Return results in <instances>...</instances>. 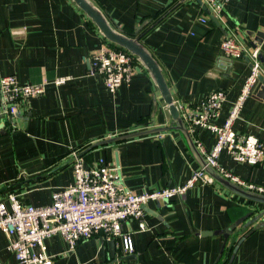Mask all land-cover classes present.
<instances>
[{
  "label": "crops",
  "instance_id": "obj_1",
  "mask_svg": "<svg viewBox=\"0 0 264 264\" xmlns=\"http://www.w3.org/2000/svg\"><path fill=\"white\" fill-rule=\"evenodd\" d=\"M91 1L114 27L135 33L146 22L137 35L161 14L142 41L159 63L173 103L198 106L223 89L226 101L217 124L249 72L245 58L221 54L224 37L236 34L246 46L260 44L264 69V0H230L221 20L198 0ZM104 43L110 44L71 0H0V77L44 85L41 96L22 99L10 117L0 96V201L12 193L34 206L49 205L52 191L73 180L72 151L87 165L103 159L135 193L181 185L203 165L193 141L208 150L214 135L204 129L188 135L184 124L179 129L137 61L132 79L114 93L92 73L93 54ZM58 78L66 80L56 84ZM233 129L264 142V80L253 87ZM160 132L161 141L152 138ZM219 161L264 187V160L239 164L223 153ZM144 212L146 230L136 221L122 224L132 238V253L102 235L67 251L55 235L45 242L52 264H264V203L217 181L195 186L181 200L150 202ZM232 226L225 242L223 234ZM209 231L218 233L202 235ZM0 264H17L2 232Z\"/></svg>",
  "mask_w": 264,
  "mask_h": 264
},
{
  "label": "built area",
  "instance_id": "obj_2",
  "mask_svg": "<svg viewBox=\"0 0 264 264\" xmlns=\"http://www.w3.org/2000/svg\"><path fill=\"white\" fill-rule=\"evenodd\" d=\"M199 1L214 18L221 20L223 7L230 0ZM220 52L228 58H245L249 63L248 75L224 121L221 124L215 122L226 101L223 89L211 92L198 106L173 103L188 135L194 134L196 129H204L215 137L214 144L208 150L198 140L193 141L203 157V165L192 170L181 185L135 193L119 182L115 170L103 159L87 165L83 155L72 151L69 157L73 180L66 187L52 191L49 205L34 206L21 201L18 195L12 193L0 201V232L7 237L8 249L17 264H52L45 242L55 235L63 238L67 251H74L81 241L102 235L106 240L120 243L124 252L132 253V238L122 231V224L136 221L139 230H146L144 207L148 203H160L173 198L181 200L195 186L214 184L215 179L208 170L246 191L264 196V187L239 178L219 161L223 153L239 164L254 166L264 160V142L233 129L253 87L260 79L264 80L260 44L246 46L236 34H229L221 41ZM135 62L128 52L104 43L93 54L92 73L102 79L108 92L114 93L123 83L132 79ZM65 80L58 78L55 83L61 84ZM43 93V84H19L13 75L0 77V96L5 104L4 114L8 117L16 113L22 99L41 96ZM163 137L162 132L152 135L156 141H161Z\"/></svg>",
  "mask_w": 264,
  "mask_h": 264
},
{
  "label": "water",
  "instance_id": "obj_3",
  "mask_svg": "<svg viewBox=\"0 0 264 264\" xmlns=\"http://www.w3.org/2000/svg\"><path fill=\"white\" fill-rule=\"evenodd\" d=\"M71 1L79 10H81L90 19V21L95 25V27L101 34V36H103L109 43L118 46L124 49L129 54L133 55L139 66L147 70L153 83L158 88L160 95L164 103L166 104L171 117L177 122L178 128L183 129L182 120L179 116L176 107L173 104L171 92L163 77L159 63L153 57L147 47L139 41V37L136 36V34L141 30V28L146 24V22H143L142 25L135 30L134 36H127L120 32L118 29H115L113 26H111L101 9L97 5H95L91 0ZM198 2L201 3L199 0ZM202 7L203 9H206L204 5ZM137 69H139V67ZM208 171L213 176L215 181L225 185L226 187L234 190L236 193H239L246 198L264 203V196L243 190L235 184L217 175L213 171ZM232 229H234V226H232L231 229H228L223 234L225 242L227 241L229 233ZM217 233V231L214 233L209 231L203 232L202 235H210Z\"/></svg>",
  "mask_w": 264,
  "mask_h": 264
},
{
  "label": "trees",
  "instance_id": "obj_4",
  "mask_svg": "<svg viewBox=\"0 0 264 264\" xmlns=\"http://www.w3.org/2000/svg\"><path fill=\"white\" fill-rule=\"evenodd\" d=\"M158 14H160V13H158ZM160 17H162L161 16V14H160V16L157 18V19H153V21H152V25L150 26V27H146L145 29H144V31H142L140 34H136L138 37H139V41L141 42V43H143V41H142V39H143V37L156 25L155 24V22H157L158 20H159V18ZM158 22H160V21H158ZM157 22V23H158ZM112 26V25H111ZM114 27V26H113ZM115 29H118L120 32H122L123 34H125V35H127V36H134L135 34L134 33H132L131 31H129V30H127V29H125V28H119V27H114ZM150 28V29H149ZM144 44V43H143ZM110 45L111 46H114V47H116L117 49H120V50H123V51H125L124 49H122V48H120V47H118V46H115V45H113V44H111L110 43ZM133 56V55H132ZM134 57V56H133ZM134 59H135V57H134ZM136 60V59H135Z\"/></svg>",
  "mask_w": 264,
  "mask_h": 264
}]
</instances>
